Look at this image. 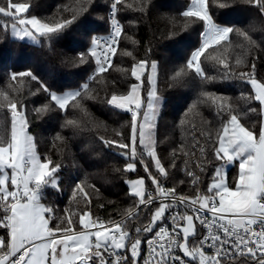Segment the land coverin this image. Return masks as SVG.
<instances>
[{
	"label": "snow or ice",
	"instance_id": "obj_1",
	"mask_svg": "<svg viewBox=\"0 0 264 264\" xmlns=\"http://www.w3.org/2000/svg\"><path fill=\"white\" fill-rule=\"evenodd\" d=\"M121 3L122 0H112L110 6L111 34L107 38L93 37L91 47L79 54L81 64L88 63L90 59L95 62L96 68L90 80H96L112 67V58L123 33V26L116 19ZM210 3L218 8L227 7L226 3L218 0H191L190 6L182 12L184 18L194 23L202 22L204 26L201 46L186 63V69L202 80L213 79L206 75L200 61L209 49L215 51L218 47H230L234 31L251 43L247 32L217 24L210 11ZM248 3L264 14V0H248ZM29 8L28 3L7 0L6 6H0V14L11 19L13 36L37 44L42 39L51 41L58 37L78 18L73 14L71 18L46 22L36 16L29 18L23 15ZM207 58L223 64L227 74L225 78L233 75L232 66L227 61L218 60L214 55ZM240 63L237 59L236 64ZM149 69L147 110L143 111L145 101L141 93L145 73ZM157 74L155 62H136L130 75L138 83L131 84L127 93H114L106 100L113 108L131 114L130 133L128 142H124L123 133H117L120 140L101 137V142L108 148L123 150L117 155L126 160L124 171L135 172L139 163L154 186V192L146 188L143 177L127 181L129 195L135 200L119 220L93 218L90 209L71 212L65 208L61 215L54 206L42 202L45 188L59 190L57 173L60 166H53L50 159H42L36 151L34 138L28 132L26 106L18 107L6 92H0V98L7 102L11 114L10 136L0 134V230H3V235H0V264H223L225 260L239 257H245L254 264H264V81L255 77V63L251 64L250 71L237 75L251 88V94L242 93L241 98L248 104L258 102V108L247 109V113L260 117L258 130L255 124L245 126L241 123L239 114L229 102L231 97L201 93L204 100L216 105L217 116L222 118L214 147V156L220 165L215 168L205 192L199 190L200 175L185 167L195 196L178 193L175 186L165 187L161 180V177L164 180L168 178L169 170L156 150L153 118L160 98L153 77ZM185 74V68H181L174 78ZM18 76L29 77L37 83L36 91L46 94L47 103L33 110L37 116L51 107L66 112L70 105L87 112L84 101L95 99L88 82L76 90L57 93L31 71L11 73V80L15 81ZM200 102L198 100L192 108ZM75 123L74 120L66 121L68 126ZM176 151L173 150L174 153ZM204 152L200 147L201 156ZM146 160L151 162L155 174ZM237 164L238 176L234 184L229 185L227 166ZM170 167H176L175 161ZM196 167L200 173L204 172L199 161ZM89 187L98 191L95 185ZM78 194L86 205L91 204L85 182L76 183L72 199L75 200ZM141 212L147 213L145 222L136 223L141 219ZM73 216L77 219L74 220ZM129 222H132L131 227Z\"/></svg>",
	"mask_w": 264,
	"mask_h": 264
},
{
	"label": "trees",
	"instance_id": "obj_2",
	"mask_svg": "<svg viewBox=\"0 0 264 264\" xmlns=\"http://www.w3.org/2000/svg\"><path fill=\"white\" fill-rule=\"evenodd\" d=\"M109 1L14 0L30 5L28 13L23 15L36 16L42 21L71 18L73 14L78 17L58 37L51 41L42 39L39 44L14 38L11 34V19L0 14V92H6L10 100L17 102L18 107L26 106L28 130L34 136L36 151L42 159H50L53 166H60L57 173L59 190L45 188L42 202L54 206L61 215L65 208L71 212L90 209L93 215L106 221L121 219L124 210L133 204L135 198L129 195L127 181L143 177L146 188L151 184L139 163L135 172L124 171L126 160L117 155L123 150L108 148L100 140L101 137L120 140L117 133H123L124 142H128L130 113L113 108L106 100L114 93L125 94L129 91L131 84L136 82L130 75L136 62L155 61L158 67L156 91L163 97V102L155 128L156 150L169 170L168 178L164 180L161 177V180L167 186H175L178 192L190 196L196 192L191 178L185 174V167L200 175L199 189L205 192L215 168L220 165L215 159L214 147L222 118L217 116L216 105L204 100L201 93L231 97L229 102L239 114L241 123L245 126L255 124L258 130L260 117L247 113L249 107L258 108V102L248 104L241 98L242 93L251 94V88L237 74L250 71L251 64L255 63V77L264 81V14L248 0H218L227 4L224 8L210 3V11L217 24L247 32L251 43L237 36L234 31L230 37V47H218L215 51L209 49L200 58L204 72L213 78L208 80H202L186 69L192 53L201 46L204 28L202 22L194 23L182 16L191 0H122L120 21L123 33L112 59V67L96 80H90L96 68L95 62L90 59L88 63L81 64L79 54L91 47L93 37L108 32ZM6 4L7 0H0V6ZM209 55L227 61L232 66L233 75L225 78L227 74L223 64L208 59ZM237 59L241 61L239 65L236 64ZM181 68H185L186 74L174 78ZM28 71L57 93L78 89L88 82L95 99L84 101L87 112L70 105L66 112L51 107L37 116L33 110L47 103L46 94L37 92V83L29 77L18 76L15 81L11 80V73ZM148 89L149 82L145 76V99ZM198 100L201 102L192 108ZM6 104L0 98V134L10 136L11 114ZM68 120L76 121L75 125H66ZM199 146L205 150L203 156ZM174 149H177L175 153ZM173 161L175 168L170 167ZM198 161L204 166L203 173L196 167ZM146 163H149L150 170L155 174L151 162L146 160ZM238 171V164L228 168L229 185L234 184ZM77 182H85L91 204L86 205L79 194L75 200L72 199ZM90 185H95L98 191H93ZM146 216L147 213L141 212V219L136 223L145 222ZM73 219L77 217L73 216ZM129 226H132V222H129ZM0 235H3V230H0ZM226 264L254 262L240 257Z\"/></svg>",
	"mask_w": 264,
	"mask_h": 264
},
{
	"label": "built area",
	"instance_id": "obj_3",
	"mask_svg": "<svg viewBox=\"0 0 264 264\" xmlns=\"http://www.w3.org/2000/svg\"><path fill=\"white\" fill-rule=\"evenodd\" d=\"M111 3H112V0H110L109 1V7H108V11H107V17H108V22H109V30H108V32L107 33H105V34H98V35H96L95 37H105V38H107L110 34H111V19H112V17H111ZM120 12H121V4L120 5H118V11H117V14H116V19H118L119 20V22H120V24L122 25V23H121V21H120ZM123 26V25H122ZM120 39H121V37L119 38V42H120ZM118 47V46H117ZM113 59V58H112ZM94 73V72H93ZM93 73H92V75H93ZM131 115V114H130ZM199 149H200V146H199ZM163 182V181H162ZM163 184H164V186L165 187H169V186H167L164 182H163ZM149 190H152L153 192H154V186L152 185V184H150L148 187H147ZM200 190V192H203L201 189H199ZM178 192V191H177ZM178 193H180V192H178ZM184 195H186V194H184ZM196 195V193L195 194H193V195H191V196H195ZM188 196H190V195H188ZM189 214H191L190 212H189ZM95 217H97L96 215H93V218H95ZM101 218V217H100ZM102 220H105V219H103V218H101ZM106 221V220H105ZM197 227H198V229H199V225H197ZM149 236H151V234H149ZM209 254H211V251L209 250ZM240 258V257H239ZM229 261H232V260H225L224 262H223V264H226L227 262H229Z\"/></svg>",
	"mask_w": 264,
	"mask_h": 264
},
{
	"label": "rangeland",
	"instance_id": "obj_4",
	"mask_svg": "<svg viewBox=\"0 0 264 264\" xmlns=\"http://www.w3.org/2000/svg\"><path fill=\"white\" fill-rule=\"evenodd\" d=\"M11 34H12V32H11ZM13 36V35H12ZM13 37H15V36H13ZM17 38V37H16ZM25 40H27V41H29V42H33V41H31V40H28V39H25ZM35 43V42H34ZM152 62H155V61H152ZM151 63V62H150ZM156 63V62H155ZM157 64V63H156ZM157 73H158V67H157ZM150 74V69H149V72H146L145 73V76H147L148 77V75ZM157 78H158V74H157V76H155V77H153V83H154V85H155V88H156V83H157ZM135 83H138L137 81L135 82ZM72 90H76V89H71V90H67V91H72ZM67 91H65V92H67ZM148 91H149V89H148ZM142 97H143V99H144V101H145V108L143 109V111H146L147 110V108H146V104H147V98L145 99L144 98V95H143V89H142ZM119 95V94H118ZM157 95H158V97L160 98L159 99V102L157 103V106H156V115H155V117L153 118L154 119V121H155V128H156V124H157V119H158V116H159V114H160V112H161V109H162V102H163V97L162 96H160L158 93H157ZM28 132H29V130H28ZM30 133V135L34 138V136H33V134L31 133V132H29ZM146 162V161H145ZM230 166H232V165H229V166H227V169H226V180H227V170H228V168L230 167ZM138 179V178H137ZM227 183H228V180H227ZM229 184V183H228Z\"/></svg>",
	"mask_w": 264,
	"mask_h": 264
},
{
	"label": "crops",
	"instance_id": "obj_5",
	"mask_svg": "<svg viewBox=\"0 0 264 264\" xmlns=\"http://www.w3.org/2000/svg\"><path fill=\"white\" fill-rule=\"evenodd\" d=\"M30 18V17H29ZM14 38H16V37H14ZM32 43H34V42H32Z\"/></svg>",
	"mask_w": 264,
	"mask_h": 264
}]
</instances>
